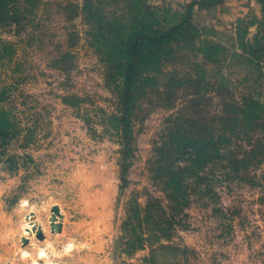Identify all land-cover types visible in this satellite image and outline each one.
<instances>
[{
  "label": "rangeland",
  "instance_id": "1",
  "mask_svg": "<svg viewBox=\"0 0 264 264\" xmlns=\"http://www.w3.org/2000/svg\"><path fill=\"white\" fill-rule=\"evenodd\" d=\"M0 264H264V0H0Z\"/></svg>",
  "mask_w": 264,
  "mask_h": 264
},
{
  "label": "clouds",
  "instance_id": "2",
  "mask_svg": "<svg viewBox=\"0 0 264 264\" xmlns=\"http://www.w3.org/2000/svg\"><path fill=\"white\" fill-rule=\"evenodd\" d=\"M22 205L26 206L27 205V201H22Z\"/></svg>",
  "mask_w": 264,
  "mask_h": 264
}]
</instances>
